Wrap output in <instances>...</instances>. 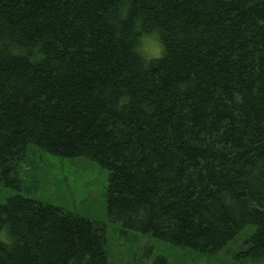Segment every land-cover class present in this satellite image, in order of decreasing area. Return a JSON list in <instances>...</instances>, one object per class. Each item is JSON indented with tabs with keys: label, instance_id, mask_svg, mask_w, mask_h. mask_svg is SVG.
Masks as SVG:
<instances>
[{
	"label": "trees",
	"instance_id": "1",
	"mask_svg": "<svg viewBox=\"0 0 264 264\" xmlns=\"http://www.w3.org/2000/svg\"><path fill=\"white\" fill-rule=\"evenodd\" d=\"M33 146L106 169L111 221L209 255L253 225L236 254L264 258V0H0L1 185ZM106 243L99 220L0 203V264H108Z\"/></svg>",
	"mask_w": 264,
	"mask_h": 264
},
{
	"label": "rangeland",
	"instance_id": "2",
	"mask_svg": "<svg viewBox=\"0 0 264 264\" xmlns=\"http://www.w3.org/2000/svg\"><path fill=\"white\" fill-rule=\"evenodd\" d=\"M153 34H142L138 49L145 42L143 37ZM25 156L18 166L19 188L0 184V203L14 194H21L101 221L106 228L108 264H152L157 261L156 257L163 259L161 264H264V258L256 260L236 254L246 248L244 242L253 233V225L245 226L235 239L213 255L170 246L152 236L124 227L120 220L111 221L107 217L105 192L108 174L97 162L84 156L61 158L35 146L29 148ZM1 237L6 239L3 230Z\"/></svg>",
	"mask_w": 264,
	"mask_h": 264
},
{
	"label": "clouds",
	"instance_id": "3",
	"mask_svg": "<svg viewBox=\"0 0 264 264\" xmlns=\"http://www.w3.org/2000/svg\"><path fill=\"white\" fill-rule=\"evenodd\" d=\"M144 44L138 49L145 58H156L162 54V47L157 41L155 34L143 37Z\"/></svg>",
	"mask_w": 264,
	"mask_h": 264
}]
</instances>
